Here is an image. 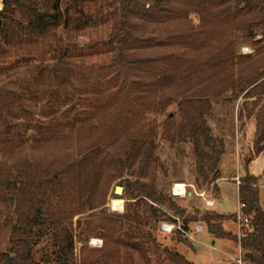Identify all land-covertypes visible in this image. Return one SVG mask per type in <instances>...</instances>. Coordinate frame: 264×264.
Instances as JSON below:
<instances>
[{
  "label": "trees",
  "instance_id": "obj_1",
  "mask_svg": "<svg viewBox=\"0 0 264 264\" xmlns=\"http://www.w3.org/2000/svg\"><path fill=\"white\" fill-rule=\"evenodd\" d=\"M107 1L2 0L0 37L17 49L22 43L44 42L63 26L82 31L88 25L86 8L102 7ZM112 8V31L106 45L113 46L117 53L114 62L123 68L135 63L143 67L144 62L135 57L145 43L137 38V31L171 27L177 32V37L169 39L174 55L162 67L156 64L147 72L152 79V95L162 97L172 91L183 96L178 104L180 125L171 134L174 119L167 115L161 139L188 141L196 159L194 185L198 190L206 186L217 189L221 178L218 167L226 151L224 140L214 136L208 125L213 110L208 98L232 91L235 100L243 95L245 100L257 99L255 108L261 105L264 42L257 50L261 57L244 60L235 57L234 39L238 40L235 36L239 32L245 34L244 39L254 38L252 27L260 25V17L264 27V0H112ZM15 9L29 15L27 26L23 22L20 28L6 26ZM251 14L257 15L255 22L248 21ZM193 17L198 19L195 26ZM3 25L7 27L4 31ZM66 53L62 52L51 70L55 79L70 74ZM5 55L0 52V58ZM43 79L40 74L35 80ZM10 108L8 95L0 89V114L5 110L10 114ZM155 109L149 95L137 102L121 98L91 108L92 115L69 125L67 133L38 128V137L30 143L0 132V236L8 231L0 264H70L67 254L74 246L73 220L85 213L88 219L79 221L78 238L83 242L100 233L105 240L100 250L104 262L117 259L121 247H130L123 236L141 234L150 217L158 222L161 218L172 221L155 205L183 218L185 210L177 206L169 191L143 181L150 166L160 162L156 154L158 129L147 117ZM255 122L253 150L260 155L264 153V106L259 108ZM68 142L70 146L58 151V146ZM250 161H245L246 169ZM119 179L125 183L127 199L132 203H127L123 215L94 219L93 212L106 205L111 186ZM259 197L258 178L246 175L238 189V201L244 205L241 215L249 220L240 238L249 264H264V209ZM49 206L56 209L46 212ZM226 220L237 223L235 214L209 212L200 219L186 216L183 229L202 222L210 234L224 238L222 223ZM169 256L176 264H190L178 253Z\"/></svg>",
  "mask_w": 264,
  "mask_h": 264
},
{
  "label": "rangeland",
  "instance_id": "obj_2",
  "mask_svg": "<svg viewBox=\"0 0 264 264\" xmlns=\"http://www.w3.org/2000/svg\"><path fill=\"white\" fill-rule=\"evenodd\" d=\"M259 1L261 2V0H252V2ZM0 6L1 11L4 7L2 0H0ZM88 7L86 8L88 25L82 31H74L72 26H63L47 37L44 42L28 45L22 43L17 49L7 45L5 39L0 37V52H6V55L0 58V89L8 95L11 106L10 114L7 113L8 110L0 114V132L5 133L10 139L22 137L31 143L38 137V128L60 129V132L67 133L69 125L76 123V120L80 118L91 116V108L97 105H104L121 98L126 99L127 102H137L149 95L156 103L155 112L147 117L155 122L158 129L156 154L160 162L150 166L147 179L143 181L170 193L172 185L177 184L176 191L181 195L187 185V194L183 198L172 196L177 206L185 210L183 218L169 211L167 207L155 205L172 221L161 218L158 222L150 217L149 225L142 228L141 234L124 233L125 242L130 247H121L117 259L112 258L106 262L100 255V250L105 244L104 238L97 233L90 239L80 242L78 235L81 228L78 223L87 221L88 214L76 217L73 220V251L67 254L70 264H176L170 260L169 255L173 253H178L190 264H249L240 247L241 234H239L238 224L232 220L222 223V232L226 237L218 239L208 232L206 225L202 222L190 223L187 231L183 229V225L186 216L200 219L206 213L217 212L208 208L205 201L198 197L197 194L203 191L206 192V198L213 199L217 203L215 197L225 195L236 208L238 187L234 183V178L237 176L241 180L246 175L258 178L259 200L264 209V153L256 155L253 150L256 134L255 118L259 108L264 106V97L258 98L261 104L259 108L254 106L257 102L256 98L245 100L241 95L235 100L232 91L208 98L213 105L208 125L214 136L224 140L226 153L218 167L221 178L216 182L217 189L206 186L198 190L194 185L196 159L192 152V145L188 141L172 142L161 139L167 115L174 119L171 134H175L180 125L178 104L183 96L174 95L172 91L162 97L152 95L150 86L152 79L147 74L149 68L156 64L162 67L174 55L173 49L169 47V39L177 37V32L171 27L137 31L135 33L137 38L145 43L141 44L135 57L143 61L144 65L140 67L135 63L123 68L114 62L117 53L113 46L106 45L112 31V20H110L113 14L112 0L105 2L102 7L93 6L90 9ZM254 15H250L249 22L256 21L257 15ZM9 17L6 26L14 25L20 28V22H23L25 26L28 25L29 15L23 16L18 9L10 12ZM259 20L260 25L257 28L252 27L254 38L244 39L245 34L242 32L236 34L235 38L238 40L234 39V50L237 59L256 60L261 57L257 50L264 42V27L261 26V17ZM0 22H3L2 18ZM193 24L194 26L198 24L197 17H193ZM6 26H2L3 31L7 28ZM28 35L30 33L26 31L27 38ZM64 51L67 52L64 58L69 65L70 74L67 77L55 79L51 70ZM40 74L44 76V79L36 83L35 79ZM238 92L239 90L234 91V93ZM161 103L164 105L161 106ZM70 144L71 142H68L58 146V151H62ZM76 144L77 141H74V145ZM249 158L251 161L246 169L245 161ZM137 168L138 166L135 170ZM130 180L132 181L133 178ZM120 181V179L117 180L111 186L106 205L93 212L94 219L125 214L127 203L132 202L127 199L125 183ZM117 187L123 189L121 194L115 192ZM11 206L15 208L14 204ZM54 209L56 208L49 206L46 212ZM167 222L174 223L176 230L171 233L163 232L160 228L161 224ZM200 226L203 230L197 234L196 227ZM177 233L180 235L178 236ZM7 244L8 231H4L0 236V250L4 251Z\"/></svg>",
  "mask_w": 264,
  "mask_h": 264
},
{
  "label": "built area",
  "instance_id": "obj_3",
  "mask_svg": "<svg viewBox=\"0 0 264 264\" xmlns=\"http://www.w3.org/2000/svg\"><path fill=\"white\" fill-rule=\"evenodd\" d=\"M234 183L237 185L238 189L239 187L242 185V180L239 176L235 177L234 178ZM185 185V184H184ZM173 187L171 188V194L173 197H176V198H183L186 196L187 194V185H185V191L183 193V195L177 193L176 191V187L178 186L177 184H173L172 185ZM189 194H192L191 192ZM198 197H201L208 208L210 209H213V210H216L217 211V202L214 201L213 199H208L205 197L206 195V192H200V194H197ZM238 201V200H237ZM235 208V207H234ZM244 208V205L240 203V201H238V204H237V207L235 208L234 210V214L236 215L237 217V224H238V229H239V234H241L242 232V229L243 228H248L249 227V220L244 218L242 215H241V210ZM161 230L165 233H171L173 232L174 230H176V225L174 223H162L161 224ZM179 231H181L180 228H178ZM203 230V227L200 226V227H196V233L199 234L201 233V231ZM182 232V231H181ZM242 235V234H241ZM241 237V236H240Z\"/></svg>",
  "mask_w": 264,
  "mask_h": 264
},
{
  "label": "water",
  "instance_id": "obj_4",
  "mask_svg": "<svg viewBox=\"0 0 264 264\" xmlns=\"http://www.w3.org/2000/svg\"><path fill=\"white\" fill-rule=\"evenodd\" d=\"M123 189L121 187L116 188V193L121 194ZM191 195V194H190ZM218 201V206H217V212L221 215H232L234 214V206L231 204L230 201L226 198L225 195H217L215 197Z\"/></svg>",
  "mask_w": 264,
  "mask_h": 264
},
{
  "label": "crops",
  "instance_id": "obj_5",
  "mask_svg": "<svg viewBox=\"0 0 264 264\" xmlns=\"http://www.w3.org/2000/svg\"><path fill=\"white\" fill-rule=\"evenodd\" d=\"M194 246L196 245V244H193Z\"/></svg>",
  "mask_w": 264,
  "mask_h": 264
}]
</instances>
